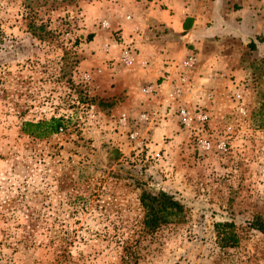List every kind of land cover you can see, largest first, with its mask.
Here are the masks:
<instances>
[{
  "label": "rangeland",
  "instance_id": "rangeland-1",
  "mask_svg": "<svg viewBox=\"0 0 264 264\" xmlns=\"http://www.w3.org/2000/svg\"><path fill=\"white\" fill-rule=\"evenodd\" d=\"M121 5L0 0V264H264V234L248 226L264 220V59L243 54L248 77L184 106L210 115L214 147L202 155L178 104L166 110L161 90L142 96L134 72L104 57L106 39L121 34L110 19ZM142 112L157 124L134 127ZM53 118L63 121L57 134L23 132ZM135 129L161 160L130 145ZM160 192L182 210L148 231L140 198ZM219 222L235 225L236 247L218 245Z\"/></svg>",
  "mask_w": 264,
  "mask_h": 264
},
{
  "label": "crops",
  "instance_id": "crops-1",
  "mask_svg": "<svg viewBox=\"0 0 264 264\" xmlns=\"http://www.w3.org/2000/svg\"><path fill=\"white\" fill-rule=\"evenodd\" d=\"M116 1L123 9H116V17L110 19L114 30L135 41L136 64L125 69L134 72L142 88L159 85L164 95L169 81L176 78V70L168 65H179L189 54L195 55L189 75L192 89L181 99V106L201 96L213 98L215 87L231 78L239 83L248 77L243 54L264 59V10L258 0H163L155 5ZM119 50L113 39H106L105 58H117ZM142 88L141 95L150 98Z\"/></svg>",
  "mask_w": 264,
  "mask_h": 264
},
{
  "label": "built area",
  "instance_id": "built-area-1",
  "mask_svg": "<svg viewBox=\"0 0 264 264\" xmlns=\"http://www.w3.org/2000/svg\"><path fill=\"white\" fill-rule=\"evenodd\" d=\"M137 3L141 4H158L163 0H135ZM261 7L260 9L264 10V0H258ZM104 29H109L107 22L103 23ZM117 39L116 44L119 46V55L114 62L124 68H132L136 64L137 59V49L134 46V40H127L121 34L115 36ZM114 37V38H115ZM196 63V58L194 54H189L186 59L181 62V64H170L168 66L174 67L176 70V78L169 81V87L165 94L162 97L163 102L165 103L166 110L170 111L172 104H178V107L175 109L176 116L180 125L192 132L194 144L196 150L204 155L208 154L213 150L214 144L211 141V137L207 135V127L210 120V115L208 112L202 108L188 109L180 105L181 99L186 92H189L192 89L190 72L193 69ZM142 93L145 95L152 96L160 91V86H146L142 88ZM237 102L241 101V95H236ZM243 112V109H240ZM158 116L157 113H147L142 112L136 118L133 119L134 127L138 124H144L147 126H154L157 124ZM116 125L119 128H126L129 126L130 120L125 114L119 116L116 121ZM231 128L229 127L228 130ZM60 129L59 131H61ZM127 139L130 145L137 151H145V160L149 161H159L162 159V150L159 144H151L148 138H142L139 130H130L127 132ZM152 147V148H151ZM216 150L222 153L227 152V143L226 140H221L216 146ZM151 148V149H150Z\"/></svg>",
  "mask_w": 264,
  "mask_h": 264
},
{
  "label": "trees",
  "instance_id": "trees-1",
  "mask_svg": "<svg viewBox=\"0 0 264 264\" xmlns=\"http://www.w3.org/2000/svg\"><path fill=\"white\" fill-rule=\"evenodd\" d=\"M63 127L61 119H51L48 122L24 124L23 132L36 138H45L57 134ZM140 201L145 210L144 226L148 231H155L181 213L182 206L173 197L164 192L156 196L142 194ZM248 226L264 234V220L256 217ZM217 243L222 248H234L239 243V238L232 222H219L214 224Z\"/></svg>",
  "mask_w": 264,
  "mask_h": 264
}]
</instances>
